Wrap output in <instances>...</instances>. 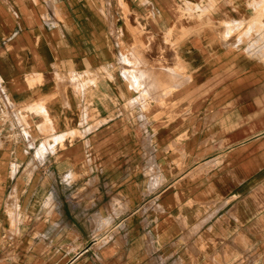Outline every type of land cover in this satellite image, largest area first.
Returning a JSON list of instances; mask_svg holds the SVG:
<instances>
[{"label":"crops","instance_id":"crops-1","mask_svg":"<svg viewBox=\"0 0 264 264\" xmlns=\"http://www.w3.org/2000/svg\"><path fill=\"white\" fill-rule=\"evenodd\" d=\"M0 264H264V0H0Z\"/></svg>","mask_w":264,"mask_h":264},{"label":"bare ground","instance_id":"bare-ground-1","mask_svg":"<svg viewBox=\"0 0 264 264\" xmlns=\"http://www.w3.org/2000/svg\"><path fill=\"white\" fill-rule=\"evenodd\" d=\"M28 112V111H27ZM43 120V119H42Z\"/></svg>","mask_w":264,"mask_h":264}]
</instances>
